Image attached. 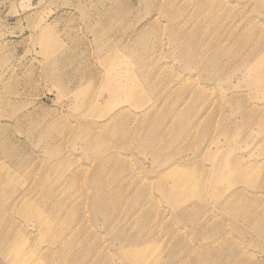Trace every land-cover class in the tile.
Returning a JSON list of instances; mask_svg holds the SVG:
<instances>
[{
	"label": "rangeland",
	"instance_id": "obj_1",
	"mask_svg": "<svg viewBox=\"0 0 264 264\" xmlns=\"http://www.w3.org/2000/svg\"><path fill=\"white\" fill-rule=\"evenodd\" d=\"M133 129L141 139L122 140ZM110 152L127 169L98 162ZM51 154L70 193L103 182L117 196L130 172L156 179L158 163L183 164V203L160 196L157 218L108 223L83 207L88 264H128L113 234L140 229L162 264H264V0H0V162L14 177L9 195L0 188V233Z\"/></svg>",
	"mask_w": 264,
	"mask_h": 264
},
{
	"label": "bare ground",
	"instance_id": "obj_2",
	"mask_svg": "<svg viewBox=\"0 0 264 264\" xmlns=\"http://www.w3.org/2000/svg\"><path fill=\"white\" fill-rule=\"evenodd\" d=\"M177 26L178 25H176V27ZM173 27L176 28L175 26ZM137 92L138 90L136 91V98L139 97ZM93 100L95 101L94 106L100 105L101 95L96 96ZM158 109L159 105L157 101H153L152 105L145 107V112L135 116V119L143 121L138 124H145L146 116L152 113L154 114ZM173 110L177 111V113H181L182 111L180 108L177 110L175 104L172 108V111ZM118 116H120V114H114L113 118ZM85 128L87 127L83 129L85 130ZM103 129L107 130L108 127L105 126ZM137 132L138 129H133L132 132L121 135V138L122 140L129 138L132 143L136 142L135 140L139 141L141 138L138 136ZM76 133H79L78 130ZM50 134L51 133L47 134L46 137H49ZM156 139L157 138L150 140L149 142L154 143ZM86 142L89 143V146L93 145V137L88 136ZM138 143H142V141ZM85 144L88 145L87 143ZM98 145L101 146V150L107 149L103 141H100V144L94 146ZM118 155L119 153L110 152L105 158H100L98 162L100 164L113 162V165L118 167L117 161H120ZM51 161L52 154L46 157V161H44L45 164L43 167L41 165L42 168L38 175L37 172H33L31 168L28 174L30 179L28 182L31 183L30 189L20 192L17 199L14 198L10 201V198H8L11 202L10 211L13 212L15 210L18 218L14 222L13 229L8 231L3 229L0 233V250H4V246L6 245L4 256L8 264H47L46 259H48L47 261L49 263L50 257L58 258L53 264H88L89 262H86L88 257L85 246V236L90 227L85 229L84 225L86 224L85 220L89 218V213L86 211L83 215L85 220L82 219L79 216V212L81 213L83 207L85 210L92 207L91 210L94 211L93 213L103 217L108 223L111 221V216L119 219L112 222L119 223L124 219L127 220L131 218V221L137 223L138 218L142 215L145 216L147 211L151 213L156 210L155 217L157 218V208L159 206L158 199H160V196L167 198L172 204L173 209L179 208L183 203H180L181 194L178 190V186L181 184L183 177V174L179 170L182 164L181 162L169 167L165 164L158 163L156 167V172L158 173L156 179L135 178L134 173L130 172L132 174L131 178L129 180H122V183L120 182L117 186V188L119 186L120 188L119 190L116 189V191H118V195L116 196L113 191L106 189L108 185L103 182L92 184V186L85 190L80 188L75 191V193H70L69 187L73 183V180L68 183V176L62 177L64 172L55 178L60 170L57 165L51 163ZM16 165L18 167L20 164L17 163ZM9 166L10 165L0 162V188L1 186L5 188L7 195L12 191L11 188L13 185L11 182H13L14 179L9 170ZM119 167L120 172L127 169L126 165L123 163L122 166ZM53 173H55V175H53ZM165 178L174 179L176 184L174 186H167ZM154 188L156 192L152 190ZM134 190L137 192L135 193ZM130 191H132V193H129ZM238 196V193H234L229 200L224 201L221 204L222 210H229L231 204L241 198H238ZM126 203H128L127 206ZM6 209L8 210L9 208L6 206ZM184 209H186V207ZM5 213L6 211H4V215ZM6 217L12 222V216L10 214H6ZM121 225L123 226V224ZM118 228L121 229V226H118ZM253 229L254 231L255 229L257 231H262V224L257 222L253 225ZM119 231L113 234L116 236V240H118V244L116 243L114 247L116 246V252L125 259L128 264H162V259L159 255L151 254L148 249L145 251V248L141 247L142 244L153 240L144 235L151 234L153 232L152 230L150 231V229H148L145 232V229H140L134 234L127 232L123 234ZM92 245L96 248L98 247L99 253L104 254L103 244L101 245L100 242L92 241ZM104 251L108 254L105 249ZM44 261L45 263H43Z\"/></svg>",
	"mask_w": 264,
	"mask_h": 264
}]
</instances>
